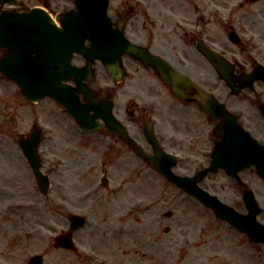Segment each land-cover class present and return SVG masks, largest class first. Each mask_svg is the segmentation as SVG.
Listing matches in <instances>:
<instances>
[{
	"label": "rangeland",
	"instance_id": "374dc122",
	"mask_svg": "<svg viewBox=\"0 0 264 264\" xmlns=\"http://www.w3.org/2000/svg\"><path fill=\"white\" fill-rule=\"evenodd\" d=\"M121 1L111 0L109 8L111 17L117 18ZM123 1L126 2V0ZM129 1L133 3L132 0ZM72 7V0H62L57 10L63 12ZM232 7L236 8L234 5ZM251 8L257 14H264V2L254 3ZM262 17L264 20V15ZM262 31L264 32V28ZM128 35L133 41L139 40L134 35L131 36L129 33ZM199 59L203 61L200 57ZM78 61L82 62L80 59ZM124 61L128 65V75L121 84L117 85L118 88L114 87V82L101 64L96 65L97 76L92 84L98 93L106 91L111 96L113 95L117 102V116L128 124L130 121L127 120L133 119L137 122L139 119L138 116L134 117L136 119L131 118L128 112L136 106L134 102H131L135 99V95L138 94L141 101L143 98L141 96L148 92L146 87L137 83L141 72L145 75L147 70L132 59L125 58ZM203 64L204 66L201 65L199 69H191L193 77H205L208 81L218 83L214 70L205 63ZM150 74L155 90L164 93L166 90L164 85L153 75V71H150ZM221 88L226 91L224 86ZM140 105L143 104L140 103ZM159 107L161 108L160 104ZM141 114V117L145 116ZM160 114L156 118L158 129L164 134L172 133L173 127L166 115L162 110ZM176 116H184V113L177 108L173 118L177 119ZM0 120V178L3 174H7L6 179L10 181L9 183L0 182V189H15L18 179L23 180L26 185L25 190L21 192L15 189L13 194L8 191L0 197V227L3 228L5 222L11 223V214L6 213L5 216L2 214L8 205L26 203L37 206V211L30 216L29 226L25 230L32 231L36 228L41 230V233L35 235L30 241L23 240V238L18 240L22 234L8 232L10 229L5 228L4 233L0 231L2 239L0 254H9L11 260L6 264H26L30 256L48 248L49 239L54 233L68 229L67 212L82 206L97 209L98 215L94 214V216H99V219L103 218L101 220L103 224L112 222L117 225L118 222H123L122 227L129 231L122 236V244L132 254H134V249H140L134 247L135 244L142 246L141 252L147 251L144 249L147 246L144 244L146 236L138 240L132 232L133 229L140 227L143 231H147L143 224L154 223L157 226V233L153 237L157 236L158 242L156 245H148L150 250L147 252L151 255L157 253V258L160 260L161 251L163 253L166 250L170 251L163 264H168V262L182 264V260L181 262L179 260L183 258L184 247L176 243V240L182 238L187 216L196 221L193 223L194 226L203 225L201 229L206 240L211 239L208 235L209 230H215L221 234L220 241L216 243L221 250L219 264H244L243 257L249 260L248 264H264V245L252 244L246 237L226 229L224 225H219L210 210H206L183 191L170 185L146 162L128 153L127 148L113 144L112 148L116 150V154L114 156L109 154L107 142L102 136L82 133L75 121L53 100L45 99L40 103H31L21 95L16 85L0 81ZM35 123L39 124L44 131L41 154L44 170L50 174L53 183L48 199L43 198L37 191L33 174L26 165L17 144L19 135L29 133ZM173 126L175 128L176 124L173 123ZM253 133L261 143H264V134ZM117 158L120 159L117 161ZM193 160L195 164L181 163L175 171L179 174H193L195 170L202 167L206 158L199 156L193 157ZM12 171L20 175L18 177L9 176ZM103 171H108L111 178L109 189H104L100 184ZM242 177L253 189L259 203L264 208V181L256 174L255 168L243 171ZM137 182L140 185H137ZM203 186L217 194L226 203L240 211H245L241 190L223 171L215 176H209ZM58 205L65 206V212L61 220L56 222L53 210H57ZM136 206H151L152 211L136 210ZM168 211L173 213V217H164ZM259 220L264 223V213L260 215ZM42 223L43 226L40 225ZM166 226L171 227L169 233L164 231ZM199 230L200 228L195 231L196 236ZM3 236L7 240H3ZM192 244L194 245L192 251L198 254L199 261L191 255L190 261L185 264H209L206 259L207 253L199 252V248L203 247L201 242H192ZM39 246L43 247L39 249ZM212 246L213 244L210 247ZM192 251L191 254H193ZM169 255L170 261H168ZM72 261L76 259L70 253L63 251L48 254L46 264H71ZM0 263L5 264L4 261Z\"/></svg>",
	"mask_w": 264,
	"mask_h": 264
},
{
	"label": "flooded vegetation",
	"instance_id": "af4514ba",
	"mask_svg": "<svg viewBox=\"0 0 264 264\" xmlns=\"http://www.w3.org/2000/svg\"><path fill=\"white\" fill-rule=\"evenodd\" d=\"M132 1L133 3L129 0H126V2L121 1V8L118 10L116 19L124 22L125 30L131 36L134 35L139 39L138 44L146 46L152 53L160 55L185 74L186 71L191 74V69H199L201 65L204 66L203 63H207L212 67L210 62L199 52V47L201 46H207L211 49L231 54V59L236 67V74L250 71L260 63L259 61H264V32L262 31L264 28L262 16L264 14H257L250 8L254 3L253 0ZM258 1L262 2L264 0ZM61 3L62 0H0V13L7 9L15 12H24L35 7H43L51 11V13H55L57 6ZM232 5L236 6V8L232 7ZM237 11L240 13H237ZM232 32H235L238 36L237 38H240V40H237L238 44L233 43L230 39L227 41L224 39V35L229 37ZM196 53L201 56L203 61L197 57ZM133 61H136V63L147 70L146 76L141 72V77H138L137 83L147 88V95L155 96L157 92L149 77L151 75L150 71L156 73V70L138 59H133ZM190 77L192 80L197 81V84L201 88L214 93L215 98L237 115L239 121L246 129L264 134V116L262 113L264 109L263 82H257L255 89H246L234 95L226 83H224V88L226 89L224 91L218 83L208 81L205 77ZM0 80H4V78L1 77ZM189 94L196 97L199 94V89L191 87ZM176 103L183 105L181 108L185 109L186 112L182 116V120L175 121L176 127L174 128L173 135L167 136L158 133L160 144L168 146L172 150L178 149L180 152H187L193 157L203 156L207 159L205 163H209L211 160L210 152L218 140V137L215 136L214 125L216 124L211 122L210 116L208 117L207 124L205 123L206 126L200 123L202 116H208V114L196 102L183 104V102L177 100ZM177 108V106L172 108L171 120H173ZM154 113H156L155 110ZM131 115L134 116L135 111H132ZM201 127L204 128L201 129ZM209 127L211 129L208 131L207 128ZM128 130L131 136L143 145L145 150L153 152V147L139 124L135 121H130V128ZM97 136H102L106 140L108 145L107 151L112 156L116 154V150L112 148V145L118 144V147L127 148L126 151H129L128 153L133 154L141 160L133 144L125 138L108 133ZM191 148L193 151L190 152ZM120 158H117V161ZM184 161L187 162L186 164L196 163L189 156L185 157ZM19 175L12 171L9 176L18 177ZM6 177H8L7 174H3L0 182L9 183L10 181ZM17 183L18 185L15 188L17 192L25 190L26 185L23 180L18 179ZM15 189L1 188L0 196L6 193L5 190L13 194ZM36 207L34 206L31 210L26 205L7 206L2 214L5 216L6 213H10L12 216L11 223L7 224L9 222H5L6 224H3V228L0 227V231L4 233L6 228L10 229L8 232L11 233L16 232L20 234L24 232L29 226L30 216H33L37 211ZM84 208L88 210L87 213L89 217L91 216L92 222L88 227L85 226L86 228L84 227L74 232L72 238L76 241L78 247L85 248L87 253L72 252L73 256L77 259L72 264H163V261L167 258L170 252L167 250L164 253L163 251L160 252V261L157 258V253L150 256L144 254L143 258H141L138 252L143 248L140 244L134 245V247L140 248L136 249V253H134L136 256L132 253H127L126 246L122 244L123 240H121L122 236L126 233L122 227L123 222H118L117 225L112 222L103 224L104 222L101 221L103 218L99 219V216H94V214L98 215L97 209L93 207ZM53 211H55V220L58 222V220H61L65 210L60 205L57 207V210ZM149 211H152V207ZM4 216L1 217L3 220ZM186 219L187 221L189 220L188 217ZM193 222L188 221L185 224L182 238L176 240V243L184 247V255L181 259L182 264L188 263L191 255L199 261L198 254L192 251L194 246L192 242L197 241L201 242L203 246L199 248V252L207 253L206 259L209 264H218V261L221 260V250L216 243L220 241L221 234L218 231L209 230L208 235L211 239L206 240L204 232L201 229L203 225L195 227L193 226ZM40 225L43 226V223ZM143 225L147 231H143L138 227L133 229L132 232L138 240H141L142 236H146L144 244L147 246L144 249L148 251L150 250L148 245H156L158 242V237H153L157 233V226L154 223H144ZM198 228L200 230L196 236L195 231ZM165 229L168 230V228ZM36 230H39V228H36ZM201 238L204 239L201 240ZM3 240H7L6 237L3 236ZM0 241H2L1 235ZM212 244L213 246L210 247ZM53 250L59 251L51 244L43 252L50 253ZM191 251L193 254H191ZM0 256V259L9 260L10 255L2 254ZM169 259L170 255L168 261H170ZM242 261H244V264H247V260L242 259ZM168 264L170 263L168 262Z\"/></svg>",
	"mask_w": 264,
	"mask_h": 264
},
{
	"label": "water",
	"instance_id": "95a60500",
	"mask_svg": "<svg viewBox=\"0 0 264 264\" xmlns=\"http://www.w3.org/2000/svg\"><path fill=\"white\" fill-rule=\"evenodd\" d=\"M109 1L74 0L76 9L57 17L61 27H58L49 15L41 10L14 15L7 21L0 19V47L10 50V53L0 60V71L14 80L31 101H41L46 96L59 101L86 130H99L100 126L96 121L99 117L104 118L111 127L119 126L112 116V105L104 101H101L105 103L104 106L99 104L86 83L95 76L93 65L96 60L100 59L103 62L111 77L121 80L125 74L121 63L122 57L124 55L136 57L141 49L124 37L122 29L117 32L112 29L113 24L107 15ZM37 13L41 15L37 16ZM88 40L91 42L90 47L85 45ZM74 53H80L86 58L85 67L78 68L71 64ZM153 57L152 59H156ZM211 59L225 64L218 68L222 74L224 71L231 74L234 70L233 66L218 54H211ZM147 62L159 69L161 77L172 87L176 96L185 99L180 85L190 86L186 78L163 61ZM223 76L230 77V75ZM255 78L257 77L248 76L247 84H252ZM69 81L74 82L76 87L65 84ZM81 94L85 95L87 105L81 103ZM91 111H94L93 116L90 114ZM220 112L223 122L218 126V134L224 140L216 144L212 165L197 176L191 178L175 175L171 170L175 162L165 157L158 147L157 157L147 158L152 160L153 166L171 182L200 199L205 205L212 207L218 217L248 234L254 242L264 243V225L257 221V215L262 213L263 209L259 207L251 190L245 189L243 192L248 213L242 214L197 186L205 175L209 172H217L219 168L225 169L227 174L234 177L240 185L244 183L239 172L251 166H255L259 176L264 179V146L253 140L227 109L221 107ZM111 130L116 129L111 128ZM41 139V130L35 127L29 137L21 136L19 142L29 159L41 191L46 193L49 179L40 170L41 162L38 155ZM59 239L56 238L58 242ZM62 246L70 247L66 243ZM40 260L39 257H35L30 264H40Z\"/></svg>",
	"mask_w": 264,
	"mask_h": 264
},
{
	"label": "bare ground",
	"instance_id": "6f19581e",
	"mask_svg": "<svg viewBox=\"0 0 264 264\" xmlns=\"http://www.w3.org/2000/svg\"><path fill=\"white\" fill-rule=\"evenodd\" d=\"M32 210V209H31Z\"/></svg>",
	"mask_w": 264,
	"mask_h": 264
}]
</instances>
